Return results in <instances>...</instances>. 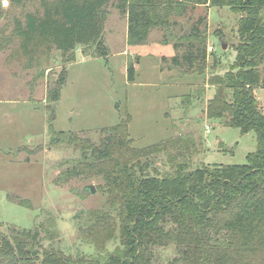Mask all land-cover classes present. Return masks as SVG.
Wrapping results in <instances>:
<instances>
[{
	"label": "trees",
	"instance_id": "1",
	"mask_svg": "<svg viewBox=\"0 0 264 264\" xmlns=\"http://www.w3.org/2000/svg\"><path fill=\"white\" fill-rule=\"evenodd\" d=\"M109 4L126 16L128 45L144 43L151 28L168 31L177 23L173 18L182 16L189 6L228 7L237 14L235 57L226 72L208 79L214 93L205 114L243 134L254 131L256 149L246 155L244 164L191 168L195 142L190 135L135 148L128 135L127 114L116 125L101 128L98 143L73 131H55L53 106L66 81L63 69L46 95L49 145H71L79 157L54 182L65 183L83 169L101 177L107 209L79 211L75 228L79 238L99 253L108 242L116 245L104 257L65 254L53 246L59 243V230L55 218L48 215L31 228L8 226L0 231V264H157V249L168 246L175 247L178 258L174 260L179 264H252L254 257L264 255V112L254 95L256 87L264 86L260 72L264 0H48L43 1L41 15L25 14L17 34L26 43L38 37L66 61H74L77 46L84 56L106 58L109 48L101 33ZM202 34L194 26L184 37L187 47L182 58L187 72L205 66ZM216 59L213 56L212 67ZM172 61L177 63V58ZM134 71L128 62L127 80H133ZM10 199L31 207L28 200Z\"/></svg>",
	"mask_w": 264,
	"mask_h": 264
},
{
	"label": "rangeland",
	"instance_id": "2",
	"mask_svg": "<svg viewBox=\"0 0 264 264\" xmlns=\"http://www.w3.org/2000/svg\"><path fill=\"white\" fill-rule=\"evenodd\" d=\"M43 1L48 0H0V231L5 232L8 226L28 229L34 221L45 222L51 215L59 230L55 248L74 257H104L116 244L108 242L99 253L93 244L79 238L75 228L79 211L107 209L101 177L83 169L65 183L54 182L61 170L78 160L79 151L68 144L49 145L48 89L65 69L66 81L53 106L55 131H73L98 143L100 129L116 125L127 114L132 147L190 135L195 142L189 158L191 168L244 164L246 155L256 149L254 131L243 134L205 114L214 93L208 79L226 72L234 60L232 45L237 42L239 16L228 7L189 6L182 16L173 18L177 23L169 29L171 34L154 27L144 43L128 45L126 16L109 4L101 33L109 55L91 58L77 46L74 61H66L38 37L26 43L17 34L25 14L41 15ZM194 26L205 37L206 61L200 71L187 72L182 58L187 47L184 37ZM175 43L181 44L174 48ZM213 56L217 58L214 67ZM128 62L135 69L132 81L127 80ZM260 72L264 82V61ZM254 95L264 112V86L256 87ZM15 196L28 200L31 207L10 199ZM156 252L157 264H179L174 260L178 258L175 247ZM263 262V254L251 260L252 264Z\"/></svg>",
	"mask_w": 264,
	"mask_h": 264
},
{
	"label": "built area",
	"instance_id": "3",
	"mask_svg": "<svg viewBox=\"0 0 264 264\" xmlns=\"http://www.w3.org/2000/svg\"><path fill=\"white\" fill-rule=\"evenodd\" d=\"M207 49H208L209 52H211L213 50L212 45H209ZM205 130H206V132H208L209 131V128L206 126L205 127Z\"/></svg>",
	"mask_w": 264,
	"mask_h": 264
},
{
	"label": "water",
	"instance_id": "4",
	"mask_svg": "<svg viewBox=\"0 0 264 264\" xmlns=\"http://www.w3.org/2000/svg\"><path fill=\"white\" fill-rule=\"evenodd\" d=\"M224 46H225V45H222V48H224ZM89 189H90V191H91L92 193L94 192V189H93L92 186H89Z\"/></svg>",
	"mask_w": 264,
	"mask_h": 264
}]
</instances>
